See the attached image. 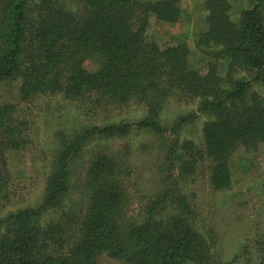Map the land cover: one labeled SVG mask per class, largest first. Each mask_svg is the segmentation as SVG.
Here are the masks:
<instances>
[{
  "label": "trees",
  "instance_id": "16d2710c",
  "mask_svg": "<svg viewBox=\"0 0 264 264\" xmlns=\"http://www.w3.org/2000/svg\"><path fill=\"white\" fill-rule=\"evenodd\" d=\"M31 1L0 0V83L19 81L22 99L61 93L97 106H121L135 96L146 99L147 115L139 121L89 130L90 135L106 138L124 137L133 126L162 134L159 117L166 97L197 99V113L179 116L174 128L179 131L198 113L208 116L203 137L213 163L210 183L215 189L230 186L228 161L239 144L253 148L264 142V94L252 91L251 80L234 77L238 71L255 73L253 81L264 86V0H246L235 17L229 0L205 1L207 27L196 42L197 49L209 56L205 72L190 67L189 49L183 42L165 48L141 45L145 24L143 20L135 29L138 7L143 17L152 14L175 22L180 13L175 0L146 5L137 0H82L79 16L55 0H39L33 12ZM85 57L99 58L100 67L83 68ZM219 60L226 64L227 85L217 73ZM27 131L16 106L0 103V203L10 184L9 153L26 146ZM191 145L186 142L183 149L190 151ZM63 159L53 167L42 203L1 221L0 264H96L102 254L122 264H233L215 257L209 239L188 219L178 215L158 219L156 211L165 198L152 203L142 223L126 220L129 196L121 168L106 154L98 155L87 170L89 197L74 239L68 242L50 228L43 229L41 217L58 208L67 193L68 164ZM195 166L189 159L180 168L190 173ZM258 244L259 264H264V239Z\"/></svg>",
  "mask_w": 264,
  "mask_h": 264
},
{
  "label": "rangeland",
  "instance_id": "374dc122",
  "mask_svg": "<svg viewBox=\"0 0 264 264\" xmlns=\"http://www.w3.org/2000/svg\"><path fill=\"white\" fill-rule=\"evenodd\" d=\"M137 1L146 5L159 0ZM205 1L175 0L180 11L175 22L161 21L152 14L143 17L142 7H138L135 29L142 26L143 20L145 24L140 34L142 47L165 48L183 42L189 49L190 67L205 72L209 56L196 47L198 35L207 27ZM229 1L232 17L246 4V0ZM38 2H30L33 12ZM55 2L78 16L82 13V0ZM69 57H74V53ZM66 63H62L63 74L67 73ZM81 65L95 71L100 67V60L85 57ZM217 73L227 85V69L222 60L218 61ZM254 76L255 73L238 71L234 77L251 80L252 91L262 95L264 86L254 82ZM18 88L19 81L0 83V103L14 104L17 116L28 124L26 146L8 156L10 184L0 203V231L4 228L1 221L8 214L42 203L55 165L64 158L68 164L67 193L58 208L43 214L40 225L70 242L89 197L87 170L98 155L106 154L121 168L122 184L129 196L126 220L142 223L152 203L165 198L156 211L158 219L182 216L209 239L215 257L225 262L234 261L233 264H259L258 243L264 239V142L253 148L239 144L228 161L230 186L215 189L210 183L213 163L203 137L208 116L198 113L194 121L186 123L179 131L174 128L179 116L197 113V99L185 100L170 94L160 101L162 134L133 126L124 137L106 138L90 135L89 130L93 126L139 121L147 115L146 99L135 96L121 106H97L89 100L64 98L61 93H39L22 99ZM186 142L192 143L190 151L183 149ZM189 159L194 160L195 169L184 173L181 163ZM96 264L122 263L102 254Z\"/></svg>",
  "mask_w": 264,
  "mask_h": 264
}]
</instances>
